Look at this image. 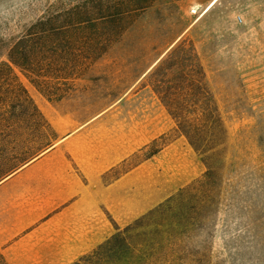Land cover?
I'll return each instance as SVG.
<instances>
[{
	"label": "rangeland",
	"instance_id": "rangeland-1",
	"mask_svg": "<svg viewBox=\"0 0 264 264\" xmlns=\"http://www.w3.org/2000/svg\"><path fill=\"white\" fill-rule=\"evenodd\" d=\"M80 1L0 0V62L12 41L46 11ZM214 1L155 0L81 79L58 85L65 94L58 103L15 70L36 104L56 107L75 120L78 133H86L75 151H130L105 182L129 173L132 197L133 185L144 179L153 199L143 216L193 186L194 197L184 202L194 208L148 221L149 227L130 236L139 251L104 264H264V0ZM184 41L187 50L169 58ZM189 70L195 73L182 77ZM54 73L47 74L52 83L61 75ZM169 88L179 94L172 102L217 107L225 130H216L215 150L202 155L180 133L159 93ZM69 128L61 122V137L49 126L37 132L23 125L18 132L24 143L0 151V182L50 151ZM209 167L215 177L203 183ZM160 175L162 185L154 187Z\"/></svg>",
	"mask_w": 264,
	"mask_h": 264
},
{
	"label": "trees",
	"instance_id": "trees-1",
	"mask_svg": "<svg viewBox=\"0 0 264 264\" xmlns=\"http://www.w3.org/2000/svg\"><path fill=\"white\" fill-rule=\"evenodd\" d=\"M154 1L81 0L76 5L61 10L46 11L45 15L14 39L8 47L7 60L0 62V151H13L24 143L18 132L23 125L28 130L37 132H41L46 126L51 128L29 91L19 80L16 68L49 102L58 103L65 98V94L57 89L58 85L69 87L81 79L84 72L120 40L131 24L129 21L149 8ZM186 46L187 41L176 46L169 58L178 51H186ZM167 61H163L158 69H164ZM51 72H56L55 75L60 73L62 77L56 75L55 80L58 81L52 83L47 77ZM189 72L190 74L183 71L182 77L188 79L195 73L192 70ZM173 90L174 88H169L159 93L177 121L180 133L202 155L206 151L215 150L216 130L220 128L222 133L225 130L217 107L210 104L188 105L172 102L170 98L179 95L178 90ZM6 93L10 95L5 96ZM204 93L208 92L204 90ZM190 95L195 96V93ZM155 154L157 152L152 156ZM214 177L215 170L209 167L203 183H210ZM192 189L193 186L182 189L175 199L152 210L134 225L118 231L74 264H104L102 262L120 260L131 255L133 251H139L140 247L131 242L132 233L149 227L147 222L159 216L183 215L185 210L193 207L185 206L184 202L194 197ZM156 224L162 227L160 223ZM0 264H9L1 250Z\"/></svg>",
	"mask_w": 264,
	"mask_h": 264
},
{
	"label": "crops",
	"instance_id": "crops-1",
	"mask_svg": "<svg viewBox=\"0 0 264 264\" xmlns=\"http://www.w3.org/2000/svg\"><path fill=\"white\" fill-rule=\"evenodd\" d=\"M37 106L55 133L62 137L65 121L71 133L0 182V250L9 264H74L114 235L113 223L118 232L125 221L143 216L153 197L144 179L131 197L129 173L105 182L130 151H75L86 133L56 107ZM160 178L154 187L162 185Z\"/></svg>",
	"mask_w": 264,
	"mask_h": 264
},
{
	"label": "bare ground",
	"instance_id": "bare-ground-1",
	"mask_svg": "<svg viewBox=\"0 0 264 264\" xmlns=\"http://www.w3.org/2000/svg\"><path fill=\"white\" fill-rule=\"evenodd\" d=\"M216 1H217V0H215V1L213 2V4H214ZM213 4H212V5H213Z\"/></svg>",
	"mask_w": 264,
	"mask_h": 264
}]
</instances>
